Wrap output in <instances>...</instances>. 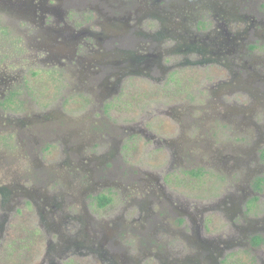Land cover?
I'll return each instance as SVG.
<instances>
[{"label":"flooded vegetation","instance_id":"flooded-vegetation-1","mask_svg":"<svg viewBox=\"0 0 264 264\" xmlns=\"http://www.w3.org/2000/svg\"><path fill=\"white\" fill-rule=\"evenodd\" d=\"M215 1L218 5L213 7L208 5V1H202L201 6L197 0H132L130 2L127 0H0V13H3L4 16L9 12L8 14L14 17V21L7 18V21L0 23V32H2L1 25H3L7 28L5 34L12 36L13 44H20L19 48L22 51L24 48L26 51L27 47H47L48 50L46 48L44 51L45 56L39 59L41 63L51 59L55 52V50L52 51V46L61 43L60 38L76 39L78 42L82 40L79 47L83 51L79 53L76 52V48L72 51L68 48L67 43H62V46L58 48V52L62 51L57 59L59 67H72L81 64L83 70L89 73L87 75L88 86L84 88L85 95L82 96L84 106L91 107L88 105L95 104L100 98L99 109L104 116L109 117L110 110L115 106L114 102L110 100V95L116 90L122 91L117 88L120 87V83L123 81L122 77L126 73L134 72L151 77V72H155V74H159L157 78L159 80L168 77V81L166 80L164 85L169 86L170 83L177 80L176 67L178 65L208 61L220 62L223 59L225 62L222 63L226 65L232 76L219 79L217 85L226 87L230 85L239 89L241 85L237 71L241 69L246 73L248 60L252 66L258 65L264 72V64L257 58L260 56L257 49L264 47V0H260L259 6L254 0ZM65 6V10H63ZM105 6L107 7L106 13L118 11L119 14H126V17L134 18L135 21L129 26L122 22L108 26L99 19H92V16L87 14L91 12L90 9L103 10ZM82 9L88 12L85 16L83 13L81 19L77 20L76 11ZM104 14L101 13L100 18ZM171 18H173V23L169 26L166 22ZM149 19L154 24H150L148 31L145 30L143 23ZM76 20L78 21V23L76 22L77 27L69 23ZM188 21H190V25ZM52 24H63V26L51 34L53 28L50 26ZM92 24L101 25L102 32L93 30ZM16 36L18 37L16 38ZM168 37L175 39L176 42L164 46L162 39ZM103 38L113 39V41L120 38L117 41L120 45L128 41V44H133L132 51L123 45L116 48V44H114L106 58L101 57L95 60L93 59L95 50L98 46H102L100 40L102 42ZM38 51L41 52V50ZM179 53L182 54L180 61L162 62V58L165 56L170 57ZM5 62L6 60L0 64V108L3 113L5 110H9L13 115L8 113L7 116L0 119V122H5L0 126V138L1 143L6 147L1 149L0 153L42 154L54 147L58 150L61 158L52 165V168L68 165V173L70 171L80 172L79 169L84 172L88 170L90 177L93 176V179H95L94 176L96 177V182H89L88 178L84 180L88 182L87 189L84 191H89L87 197L91 199L81 207L86 216L90 215L87 223L82 219L81 213H65L58 217L55 215V209L61 208V201H58V198L65 192L60 191L59 193V190H62L61 185L52 195H47L48 191H44V194L37 191L32 193L24 187L18 190L16 186L9 183L10 178L7 181L0 180L1 251L5 244L4 239L8 238L11 232V214L32 205L41 215L40 225H44L48 231L44 253L36 264H78L80 257H89L93 263L98 258L102 264H134L135 262L139 264V258L134 260L133 256L129 255V250H131L129 242L133 239L139 244L138 250H142L146 246L150 247L149 254L154 256L156 264H246L244 256L239 253L248 255L249 264H264V163H260L262 154L247 159L246 162L253 165L246 166L242 178L231 177L225 190L224 186L220 187L222 191L219 188L214 192L209 190L208 198H193L189 193H187L188 196L187 194L179 195L176 188L172 187H178L185 191L188 185L184 184V181L201 180L203 176L210 173L208 163L204 160L199 166H197V162L194 165L192 163L182 166L181 164L171 165L162 175V183H159L156 178L149 188L140 189L139 187H142V184L148 181L154 172L162 173L164 171L159 169L150 171L147 167L136 166L130 172V179L134 181L132 183L124 182L123 176L128 177V173L114 174L110 168L113 163H107V160L111 159V153L95 154L97 152L94 148L100 145L95 144V125L91 127L93 133H89L85 137L87 134L85 127H76L79 118L76 119L73 114L66 118L75 127H69L68 120L58 119L59 115L55 116L56 109L30 112L28 115L24 114L25 116L16 115L24 111L26 96L31 94L28 77L20 70L13 68V61L8 64ZM10 66L13 69H9ZM71 73L73 76L74 71L72 70ZM113 77L114 79H111ZM251 80L245 75L242 87H246L247 83L252 82ZM260 80L264 84V73ZM58 82V87H63L67 83L62 73ZM96 88H101L98 94L99 98L92 95ZM113 89L116 90L112 92ZM184 104H160V107L163 106L161 110L165 107L164 110L170 114L173 110H185ZM262 105L264 107V103ZM148 106L152 105L148 103ZM58 108L61 111L60 115L67 114L62 102ZM184 113L181 114L186 115ZM152 117L153 114L148 117L147 121ZM234 118H222V121H227L220 125L224 130L223 135L228 136L229 123H232ZM52 121L57 124L52 126ZM82 121L83 119L80 122ZM176 121L179 122L180 131L173 135H160L156 130L151 129L149 122L145 124L143 120L131 123L126 127L128 130H124L123 125L119 126L116 134L121 138L127 136V133L131 136L144 137L148 141L156 143L159 151L165 149L164 152L168 153H178L181 150L191 153L194 143L204 141H208L213 146L211 140L215 141L216 139L215 129L200 130L197 126L199 124L196 122L180 119H176ZM254 125L256 124L254 123ZM256 129L257 140H252V149H250L252 151L246 150V147L242 145H234L229 151L235 153L233 159L242 158L240 153H264V134L258 128ZM53 136L54 138H52ZM79 137H81L80 140ZM237 139H239L238 136L236 139L228 138V140ZM52 140L54 141L51 142V145L44 144L46 141ZM188 141L194 143L188 144ZM120 142L125 150L129 148V144L123 143V138ZM183 142H186V146L183 145ZM178 143L182 147L180 150L175 149ZM42 145L43 147H41ZM13 146L18 149H7ZM260 146H262L261 149ZM223 148L225 146L219 150L223 151ZM69 153H72V157L69 156ZM85 153H91V155ZM121 155L124 158L122 153ZM229 158L227 157L226 161ZM229 166L234 169L243 167L239 164H229ZM99 167L104 170L94 171L95 168L99 170ZM179 168L181 170L175 172ZM45 171L46 169L39 164H36L31 171L34 172L33 177L38 182V190L46 188L45 186L50 182L48 178L43 177ZM107 171H110L111 174H107ZM192 171L199 172V175L192 174ZM111 177H114L117 186L121 185L124 190L130 192L131 197L124 206L122 217L103 220L95 225L94 217L91 213H87L90 211V206L108 209L115 204L117 192L111 187L103 186L104 184L109 185L108 181L111 180ZM117 179L120 180L119 183ZM69 180L71 185L79 186L76 182L73 183L76 177L69 178ZM156 182L159 183V186L156 185ZM156 189L159 190V196L162 195L169 204L167 209L157 210L160 216H164L160 221L161 224L156 217L158 215L157 208L151 210L146 207L156 204ZM139 190L143 194H147L146 198L139 197ZM66 193L69 196L71 194L69 190ZM102 194L112 197V202L104 208L99 207L96 200ZM150 195L152 198L149 197ZM214 211L222 212L227 218V224L217 226L214 224L216 232L212 231L210 226L211 223H214V219L209 214ZM143 214L144 216H141ZM148 218H150V222L137 227L136 223L139 224L142 220L148 221ZM165 218L170 219L169 223L163 222ZM87 225L90 229L88 233ZM169 225H171L170 230H166L169 233L179 232L184 241L170 243L158 238L157 235L161 229ZM254 255L256 256L254 257Z\"/></svg>","mask_w":264,"mask_h":264},{"label":"rangeland","instance_id":"rangeland-1","mask_svg":"<svg viewBox=\"0 0 264 264\" xmlns=\"http://www.w3.org/2000/svg\"><path fill=\"white\" fill-rule=\"evenodd\" d=\"M127 1L130 2L132 0ZM197 1L201 6L202 1H208V5L213 7L218 5L215 0ZM254 2H256V5L259 6L260 0H254ZM105 7L103 10L90 9L91 12L82 9L80 11H76L75 16L77 20H80L82 14L85 13L83 14L85 16L86 12H88L87 14L92 16V19H99V21L108 26L118 23L120 24V22L124 24L126 23L129 26L135 21L134 18L130 19L125 16L126 14H119L118 11H110L106 13L105 11L107 10V7ZM65 8L66 6L63 10H65ZM8 13L9 12H7V15L5 13L6 16H3V13H0V23L2 21H7L8 19L10 21H14V17ZM101 13L105 14L100 18ZM174 13L177 14V12ZM186 15L190 16L188 13H186ZM77 20L69 23L77 27ZM172 23L173 18L166 22L169 26H171ZM150 24H154L151 19L143 23L145 30L150 29ZM188 24H191L190 21H188ZM62 26L63 24H52L50 26L53 28L51 30V34H54L55 30ZM91 26L95 31L102 32L103 30L99 24H92ZM104 38L102 42L100 40L102 46H98L95 50L93 56V59L95 60H98L101 57L106 58L107 53L112 51V46H114V44H116V48L122 47L123 45L126 49H131L129 51H132L133 44H128V41H125L122 45H120L117 43L120 38L114 39L115 41H113V39ZM60 39L61 43L59 42L53 44L52 46V51L55 50V52H53L54 55L51 59L45 63H41L39 62V59L45 56L44 51L47 47H27L26 51L25 48L22 51L19 48V46H21L20 44H13L12 36L0 32V64L5 60L6 64L13 61V68L15 70H20L21 73L27 75L29 90L31 92L29 96H26L27 100L25 109H23L24 111L21 114L16 115L25 116L24 114L27 113L28 115L30 112H41L48 109H56L55 116L59 115L58 119L63 121L68 120L67 124H69V127H75L71 121L66 118V116L69 117V115L73 114L76 119L79 118L76 127H85V132L87 133L85 134V137H87L89 133H93L91 127L95 125V144H100L99 147L96 146V148H94L97 152L95 154L100 155L101 153H111V159H108L107 163H113L110 168H112L111 171L114 174H121V172L128 173V177L123 176L124 182L132 183L134 181L130 179V172H132L136 166H142V168L147 167L150 171H155L156 169L164 171L162 173L154 172L149 180L145 181L142 184V187H139L140 189H147L152 183H154L156 178L159 183H162V175L166 173L171 165L181 164L182 166L188 165L189 163L194 165L197 162V166H199L204 160L208 163V170L210 173L203 176L201 180H191L189 182L184 181V184L188 185L185 190L186 192L178 187H172L174 189L176 188V192L179 195L189 193L190 197L193 198H208L210 194L208 192L209 190L214 192L219 188V190L222 191L220 189L222 186H224L223 188L225 190V188L229 185L231 177H238L237 179L242 178L243 172L246 171V166L253 165L252 163H247V159L254 158L259 154H262L263 157L260 160V163H264V153H240L242 154V158L233 159L235 153L229 152L233 146L237 144L239 146L242 145L246 147V150L252 149V140H257L256 128L264 134V107L262 105L264 103V84L260 80L264 72L258 65L252 66L248 60V67L245 71L246 73H244L241 69L237 71L239 75L238 80H240L241 85V88L239 89L230 85H227L229 87L217 85L219 79L226 76H228V78L232 76V74L228 72L226 65L222 63L224 61L223 59L220 62L208 61L196 64L183 63L178 65L176 67L177 80L170 83L169 86L164 85L168 77H165L163 80H159L157 79L159 74H155V72H151V77L145 76V74L139 75V73L134 72L126 73L122 77L123 81H121L120 87L117 88L122 89V91L116 89L112 90V92L116 90L110 95V100L114 102L115 106L112 107L108 114L109 117H107L104 116L99 109V102L101 101L99 100L100 98L98 94L101 91V88H96V90L92 93L93 96L99 98L98 101L95 102V104L88 105L91 107H87V105L84 106V99L82 96L85 95V93H83L84 88L88 86L87 75L89 73L86 72V70H83L84 68L82 65L76 64L72 67H59V63L57 61L59 54L62 53L60 50L58 52V48L62 46V43H67L68 48L72 51L76 48V52L79 53L80 51H83L79 47L82 40L78 42L76 39ZM162 40L164 41L162 42L164 46L172 45L176 42V40L171 37L163 38ZM38 50H41V52ZM257 53L260 55L257 58L264 64V47L257 49ZM35 54H38V56H35ZM170 57L165 56V58H162V62L168 63L171 60L180 61L182 54L179 53ZM10 68L13 69L12 66H10L9 69ZM72 70L74 71L73 76L71 75ZM61 73L65 76L67 83H62L64 86L58 87V79L61 76ZM245 75L246 78L252 79V82L249 84L247 83V86L243 88V77H245ZM111 79H114V77ZM66 85L67 87H65ZM51 97H53V99H51ZM61 102L64 110L67 112L65 115H60L61 111L58 107H60ZM148 103L152 106L147 107ZM160 104H184L186 109L180 111L173 110L169 114V112L164 110L165 107L161 110L163 106L160 107ZM8 113L13 115V113L9 112V110H5L3 113L0 108V119L7 116ZM181 113L186 115H182ZM152 114L153 117L147 121L148 117L152 116ZM232 117H235L234 121L229 123L228 136H225L223 135L224 130L221 129L220 125L227 123V121H222V118L225 119ZM82 119L83 121L80 122ZM176 119L196 122L199 124L197 126L200 130L208 129L210 131V129H215L217 135L216 139L212 138L215 139V141L211 140L213 146L210 145L208 141L199 143L188 141V144L191 142L194 143V148L191 149V153H186L185 151L182 152V150L178 151V153H168L167 151L164 152L165 149L159 151L156 143L148 141L144 137L136 135L131 136L127 133V136L122 137L124 141L123 143L129 144L127 151L123 147V144H121L122 142H120L122 139L121 136L116 134V131L119 130V126L123 125L125 128L124 130H128L126 127L131 123L143 120L145 124L149 122L148 124L151 129L156 130L158 134L164 136H166L165 134L173 135L179 133L178 131H180L179 122L176 121ZM4 123V121L0 122V126ZM52 123V126L57 124L54 121H52ZM254 123L256 125H254ZM236 125H238V127H235ZM98 135L102 138H98ZM237 136L239 137L237 140H228V138L236 139ZM52 138H54V136ZM80 138L81 137H79V140ZM53 141L54 140L46 141L44 144L51 145V142ZM183 145L186 146V142H183ZM222 146H225L223 151L219 150L222 149ZM4 147L5 146L1 143L0 138V150L4 149ZM41 147H43V145ZM176 147L177 148L175 149L177 150L182 149L180 143H178ZM261 148L262 146H260V149ZM7 149H18V147L13 146ZM121 153L124 155V158ZM85 154L91 155V153ZM71 155L72 153H69V156ZM227 157H230L228 161H226ZM60 158L61 156L58 153V150L54 147H52L50 151L42 154L0 153V180L7 181L10 178L11 181L9 183L16 186L18 190H20L21 187H24L32 193L37 191L44 194V191H48L46 192L47 195H52L56 192L58 186L61 185L62 190L60 189L59 193L60 191L65 192H63V195L58 198V201H61V208L55 209V215L58 217V215L65 213H81L83 215L82 219L88 223L90 215L88 214V216H86L85 211L81 210V207H83L82 205L91 200L87 197L89 191H84L88 186V182H85L84 180L88 178L90 180L89 182H96V177L94 176L95 179H93V176L90 177L88 174L90 171L88 172V170L84 172L79 169L80 172L73 173L70 171L68 173V165L60 168H52V165L57 163ZM36 164H39L46 169L43 177L48 178L50 181L49 184L45 186L46 188H42L41 190L37 189L38 182L36 178L33 177L34 172H31ZM229 164H239L243 167L234 169L231 168ZM102 170L104 169H100V167L99 170L97 168L94 169L96 172ZM180 170L181 168L177 169L175 172ZM107 174H111V172L109 171ZM72 177H76V180L73 183L76 182L79 186L71 185L72 183L70 184L69 178ZM108 182L109 185L104 184L103 186L111 187L117 192V195L115 196V204L110 206L108 209H98L93 205L90 206V211H87V213H91L94 217L95 225L103 220L113 218L116 219L123 215L124 206L131 197L129 195L130 192L124 190L121 185H116L114 177H111V180ZM117 182L119 183L120 180L117 179ZM158 182H156V185L159 186ZM139 186H141L140 183ZM127 187H129V185H127ZM68 190L71 193L70 196L66 193ZM155 194V198L157 199L155 202L156 204H150L146 207L151 210L157 208L156 211H163L164 208L167 209L169 206L168 201H166L162 195L159 196L158 189L155 190ZM189 194H187V196ZM146 196L147 194H143V192L139 190V197L146 198ZM149 197H151V195ZM23 199H26V197H23ZM158 211V215H156V217L159 219V224H161L160 221H162L164 216H160ZM37 212V208L32 207L31 205L27 208L23 207L21 211H16L11 214V232L10 235H8V238L4 239L5 244L3 246V250H0V264H36L40 261L44 253L45 241L48 238V231L44 225H40L41 215ZM163 215L166 214L163 213ZM170 215L174 217V215ZM209 215L214 219V223L210 224L212 231H217L215 229V225L227 224V218L222 212L214 211ZM141 216H144V214ZM45 218L47 220L46 216ZM150 221V218H148V221L142 220L139 224L136 223V225L137 227H141V225L147 224ZM169 221V218L163 219L165 224L169 223ZM171 225L161 229L157 235L158 238L164 242L168 241L170 243H172V241L176 243H179L180 240L184 241L179 232L169 233V231L166 230H170ZM219 227L221 228L222 226ZM86 230L87 233L90 232L88 225L86 226ZM105 232L106 230L104 229V233ZM124 244L126 243L124 242ZM129 244L131 245L129 255H132L134 260L139 258V264H156V260L153 258L154 256L149 254L151 251L149 246H146V248H143L142 250H138L139 244L136 243L135 239L129 242ZM154 250H156V248H154ZM239 255L244 256V262L249 264L247 254L239 253ZM255 256L256 255H254V257ZM78 264L102 263L98 258L96 262L93 263L89 260V257H80ZM134 264H136V262Z\"/></svg>","mask_w":264,"mask_h":264},{"label":"trees","instance_id":"trees-1","mask_svg":"<svg viewBox=\"0 0 264 264\" xmlns=\"http://www.w3.org/2000/svg\"><path fill=\"white\" fill-rule=\"evenodd\" d=\"M1 30H2V33H6V30L7 28H5L3 25H1ZM18 36H16L17 38ZM17 42V41H16ZM192 174L194 175H199V172H194L192 171ZM97 202H98V206L99 207H106L108 206L111 202H112V197L109 196V195H106V194H102V195H99L97 198H96Z\"/></svg>","mask_w":264,"mask_h":264}]
</instances>
